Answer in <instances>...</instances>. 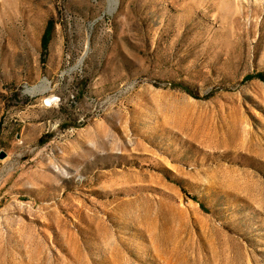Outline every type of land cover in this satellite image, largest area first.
<instances>
[{
  "label": "rangeland",
  "instance_id": "rangeland-1",
  "mask_svg": "<svg viewBox=\"0 0 264 264\" xmlns=\"http://www.w3.org/2000/svg\"><path fill=\"white\" fill-rule=\"evenodd\" d=\"M258 73L264 0H0V264H264Z\"/></svg>",
  "mask_w": 264,
  "mask_h": 264
},
{
  "label": "trees",
  "instance_id": "trees-1",
  "mask_svg": "<svg viewBox=\"0 0 264 264\" xmlns=\"http://www.w3.org/2000/svg\"><path fill=\"white\" fill-rule=\"evenodd\" d=\"M54 29H55V22L53 20H49L48 21V24L46 26L45 32L43 34V37H42V49H43V52L42 53H43V56L44 57L47 55V51L49 49V44H50V42L52 40V37H53ZM254 77H258V78L264 79V74L263 73H258L256 75H248L247 76L248 79H252ZM186 90L189 93L193 94V92L191 91L190 88L186 87ZM73 125H76V123L73 124ZM77 126H81V124L80 125H77ZM195 199L197 201H199L198 198H195ZM200 204H201V206H202V208L204 210H207V207H206V205L203 202H200Z\"/></svg>",
  "mask_w": 264,
  "mask_h": 264
},
{
  "label": "water",
  "instance_id": "water-1",
  "mask_svg": "<svg viewBox=\"0 0 264 264\" xmlns=\"http://www.w3.org/2000/svg\"><path fill=\"white\" fill-rule=\"evenodd\" d=\"M60 99H61L60 96L49 97L48 99L45 100V104H47V105H51V104H53L55 101L60 100ZM6 156H7V152L4 151V150H2V151L0 152V158L3 159V158H5Z\"/></svg>",
  "mask_w": 264,
  "mask_h": 264
},
{
  "label": "built area",
  "instance_id": "built-area-1",
  "mask_svg": "<svg viewBox=\"0 0 264 264\" xmlns=\"http://www.w3.org/2000/svg\"><path fill=\"white\" fill-rule=\"evenodd\" d=\"M76 125H80V124H76Z\"/></svg>",
  "mask_w": 264,
  "mask_h": 264
},
{
  "label": "bare ground",
  "instance_id": "bare-ground-1",
  "mask_svg": "<svg viewBox=\"0 0 264 264\" xmlns=\"http://www.w3.org/2000/svg\"><path fill=\"white\" fill-rule=\"evenodd\" d=\"M48 99V98H47ZM52 105V104H51Z\"/></svg>",
  "mask_w": 264,
  "mask_h": 264
}]
</instances>
